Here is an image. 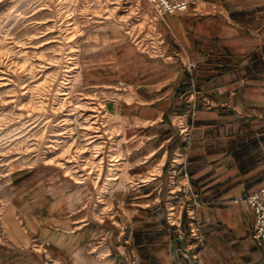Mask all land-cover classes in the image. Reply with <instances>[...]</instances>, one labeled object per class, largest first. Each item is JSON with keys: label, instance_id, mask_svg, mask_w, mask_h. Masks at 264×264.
Returning <instances> with one entry per match:
<instances>
[{"label": "crops", "instance_id": "1", "mask_svg": "<svg viewBox=\"0 0 264 264\" xmlns=\"http://www.w3.org/2000/svg\"><path fill=\"white\" fill-rule=\"evenodd\" d=\"M196 6L165 13L160 22L167 45L198 62L193 74L180 61L141 52L116 34L109 38L113 65L98 80L126 84L116 111L134 184L109 192L111 211L102 219L90 218L84 206L72 209L67 192L52 196L39 183L25 186L0 216V264H107L102 258L113 249L114 264H191L180 252L189 237L167 218L172 159L185 148L180 159L202 202L195 207L205 236L202 264H264L253 236L255 211L245 198L264 186V131H257L264 125V0H197ZM178 112L194 126L188 146L172 121ZM182 176L179 166L176 181ZM182 228L188 232L186 218Z\"/></svg>", "mask_w": 264, "mask_h": 264}, {"label": "rangeland", "instance_id": "2", "mask_svg": "<svg viewBox=\"0 0 264 264\" xmlns=\"http://www.w3.org/2000/svg\"><path fill=\"white\" fill-rule=\"evenodd\" d=\"M162 20L147 0H0V80L7 83L0 86V216L20 189L39 183L102 219L111 211L109 192L134 184L116 111L126 84H101L98 76L113 65L115 34L166 60L151 46L163 35ZM116 252L102 259L114 264Z\"/></svg>", "mask_w": 264, "mask_h": 264}, {"label": "built area", "instance_id": "3", "mask_svg": "<svg viewBox=\"0 0 264 264\" xmlns=\"http://www.w3.org/2000/svg\"><path fill=\"white\" fill-rule=\"evenodd\" d=\"M147 3L156 20H160L165 13L186 11L190 8L191 4H194L193 8L197 10V0H147ZM158 38H160L159 42L151 44V46L155 48V54L167 59H178L182 63L183 67L193 74L195 68L198 66V62L193 60L191 55L183 48H170L167 45L162 33H159ZM120 83L122 85L124 84L122 81ZM192 85L194 86L193 81ZM195 92L194 88L188 99L192 103V115L195 114L197 109V103L194 97ZM207 101L210 103L209 100ZM172 121L178 127L179 133L188 146L192 139V133L194 130L193 124L187 121L185 113L180 112L174 114ZM177 155L178 156L176 158L172 159L173 169L170 177L172 178L174 185L170 188L169 194L170 199H172L173 202H171V205L168 208L167 218L171 224L177 227L181 237H189V246L187 245L180 248V252H182L183 255L190 257L191 264H202L200 258V248L204 244L205 236L202 232L201 221L195 211V207L199 206L202 202L193 190L189 181V172L186 168L185 159H180L181 156L187 155L186 148L185 150H181ZM179 166H182L183 176L181 179L176 181ZM245 198L255 211L253 236L264 249V186L246 195ZM184 218L188 220V232L182 228V220ZM130 264H136L135 260H132Z\"/></svg>", "mask_w": 264, "mask_h": 264}, {"label": "bare ground", "instance_id": "4", "mask_svg": "<svg viewBox=\"0 0 264 264\" xmlns=\"http://www.w3.org/2000/svg\"><path fill=\"white\" fill-rule=\"evenodd\" d=\"M19 45V44H18ZM3 50V49H2ZM1 50V51H2ZM8 50V49H7ZM15 63V62H14ZM17 63V62H16ZM12 65V64H11ZM17 65V64H16ZM25 66V65H24ZM15 72V71H14ZM29 74V73H28ZM5 77V76H4ZM11 79V78H10ZM23 83V82H22ZM3 84H7L6 83V81H4V80H0V86H2ZM23 85V84H22ZM26 85V84H25ZM25 87V86H24ZM28 91V89H25L24 91H23V93H26ZM26 95H27V93H26ZM14 96V95H13ZM2 98V97H1ZM12 100H14V98L12 99ZM67 121V120H66ZM91 125H86L85 126V128H88V127H90ZM90 129V128H89ZM91 136H93V135H91ZM50 264H53V263H50Z\"/></svg>", "mask_w": 264, "mask_h": 264}]
</instances>
